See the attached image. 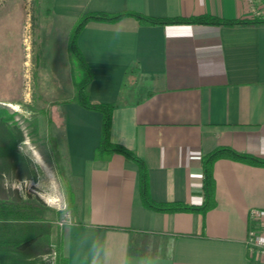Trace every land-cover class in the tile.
I'll list each match as a JSON object with an SVG mask.
<instances>
[{
	"label": "crops",
	"instance_id": "0c3cea01",
	"mask_svg": "<svg viewBox=\"0 0 264 264\" xmlns=\"http://www.w3.org/2000/svg\"><path fill=\"white\" fill-rule=\"evenodd\" d=\"M87 10L248 17L245 0H50L37 11L35 88L57 98L72 191L60 226L66 264H93L94 256L99 264H264L245 244L248 211L264 208V165L222 154L212 162L206 209L162 211L145 205L134 160L117 151L94 157L102 114L73 99L69 48ZM75 42L92 72L88 97L113 105L110 139L144 162L153 200L201 204L202 158L218 147L264 158V22L148 23L123 15L86 21Z\"/></svg>",
	"mask_w": 264,
	"mask_h": 264
},
{
	"label": "trees",
	"instance_id": "16d2710c",
	"mask_svg": "<svg viewBox=\"0 0 264 264\" xmlns=\"http://www.w3.org/2000/svg\"><path fill=\"white\" fill-rule=\"evenodd\" d=\"M123 15H133L148 23L164 22H212V23H262L264 16H248L245 19H225L219 16L203 14L190 17H151L133 10L107 12L103 10L84 11L73 27L70 38V52L76 59L75 76L76 93L73 99L83 107L101 112V136L98 145L94 148V157L105 158L111 152L117 151L134 160L140 171V194L146 206L162 211L174 210H202L206 209L212 200L213 178L211 166L214 159L222 154L247 161L253 164L264 165V158L245 152H239L229 147H218L202 158V184L204 199L195 206L176 201H155L147 190V173L144 162L135 152L122 144L110 139V124L113 105L109 102L93 101L88 97L87 86L92 72L83 59L75 39L79 29L90 19L114 21ZM7 109L0 106V163H8V168L14 172L12 177L21 179L19 168L29 172L27 178H34V166L30 158L24 154L19 145L24 141V132L21 125L12 118ZM54 164L62 181L66 200H71L72 191L67 182L66 169L62 163V154L54 139H51ZM14 168V169H13ZM16 170V171H15ZM20 170V172H22ZM16 186L1 184L0 181V264H66L61 242V230L55 224L58 211L50 208L36 194L26 192Z\"/></svg>",
	"mask_w": 264,
	"mask_h": 264
},
{
	"label": "rangeland",
	"instance_id": "374dc122",
	"mask_svg": "<svg viewBox=\"0 0 264 264\" xmlns=\"http://www.w3.org/2000/svg\"><path fill=\"white\" fill-rule=\"evenodd\" d=\"M49 4L50 0H0V106L23 128L24 141L19 147L30 158L35 173L34 178H27L29 172L18 167L22 174L19 180L12 177L14 171L8 168V163H0V181L6 186H16L24 194L38 195L59 212L55 220L59 226L57 221L68 206L54 164L51 139L60 151L66 150L63 118L53 107L57 98L43 95L41 89L35 88L33 63L37 57L31 53V27H37L33 24L35 15Z\"/></svg>",
	"mask_w": 264,
	"mask_h": 264
},
{
	"label": "built area",
	"instance_id": "2783aa9c",
	"mask_svg": "<svg viewBox=\"0 0 264 264\" xmlns=\"http://www.w3.org/2000/svg\"><path fill=\"white\" fill-rule=\"evenodd\" d=\"M248 16H264V0H245ZM250 225L246 232L245 244L255 256L264 259V208H251L248 211ZM68 210L57 221L59 226L67 222Z\"/></svg>",
	"mask_w": 264,
	"mask_h": 264
},
{
	"label": "clouds",
	"instance_id": "9594fccd",
	"mask_svg": "<svg viewBox=\"0 0 264 264\" xmlns=\"http://www.w3.org/2000/svg\"><path fill=\"white\" fill-rule=\"evenodd\" d=\"M168 246H169V255H171L172 254V251L174 249V246H175V242L170 239L169 242H168ZM93 264H99L98 257L94 256Z\"/></svg>",
	"mask_w": 264,
	"mask_h": 264
}]
</instances>
